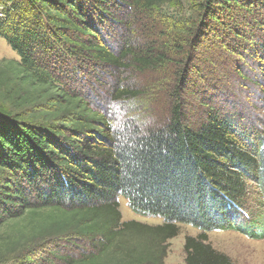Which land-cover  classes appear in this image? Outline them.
<instances>
[{
    "label": "trees",
    "instance_id": "trees-1",
    "mask_svg": "<svg viewBox=\"0 0 264 264\" xmlns=\"http://www.w3.org/2000/svg\"><path fill=\"white\" fill-rule=\"evenodd\" d=\"M171 1L181 0H8L0 38L19 61L0 66V264H163L167 242L183 225L200 231L185 237L186 264H234L208 243V233L262 236L243 209L258 206L254 223L261 224L264 36L248 45L263 79L237 72L259 89L253 113L228 99L200 98L203 111L192 125L183 98L192 83L179 80L166 118L116 124L114 105L142 93L126 77L108 90L103 75L156 69L164 58L132 37L119 48L100 25L113 22L109 8L145 14ZM214 1L250 16L252 5L264 6L200 0L203 13ZM229 30L237 41L252 37ZM120 197L133 212L163 222L122 221Z\"/></svg>",
    "mask_w": 264,
    "mask_h": 264
},
{
    "label": "rangeland",
    "instance_id": "rangeland-1",
    "mask_svg": "<svg viewBox=\"0 0 264 264\" xmlns=\"http://www.w3.org/2000/svg\"><path fill=\"white\" fill-rule=\"evenodd\" d=\"M9 3L8 0H0V18L10 10ZM251 3L257 4V1L252 0ZM201 5L200 0L171 1L145 14H135L119 7L109 8L113 22L106 18L100 25L107 39L114 40L120 48L127 37H132L137 46L154 48L164 58V63L156 69L138 72L132 67L123 75L120 72H115L113 77L103 75L105 82L109 83L108 90L114 80L126 77L125 84L133 85L142 93L135 100L114 105L115 113L120 114L116 124H147L157 122L161 116L166 118L171 105L170 95L179 80L192 83L185 86L183 93L187 118L192 125L199 121L203 111L198 106L200 98L222 105L228 99L235 102L236 108L253 113L259 89L253 83L239 79L237 72H241L245 79H263L260 60L255 59L254 54L251 58L248 51L249 46L257 42V35L264 36L251 30L264 29V6L252 5L250 16L241 6L231 3L224 5L214 1L209 13H203ZM229 29H244L252 37L245 42L237 41ZM11 60L19 61V58L0 38V66ZM255 115L258 117L259 113ZM119 204L122 221L135 220L148 225L163 222L159 217H144L133 212L123 197L119 198ZM259 210L258 206L250 203L243 209V215L255 234L262 235L260 238H251L237 231L214 230L208 233V243L229 256L234 264H264V218L261 224L254 223L259 219ZM199 232L191 226H180L179 234L167 242L163 264H186L185 237H195ZM80 252L78 249L74 254Z\"/></svg>",
    "mask_w": 264,
    "mask_h": 264
},
{
    "label": "built area",
    "instance_id": "built-area-1",
    "mask_svg": "<svg viewBox=\"0 0 264 264\" xmlns=\"http://www.w3.org/2000/svg\"><path fill=\"white\" fill-rule=\"evenodd\" d=\"M0 20H4V17L3 18H0Z\"/></svg>",
    "mask_w": 264,
    "mask_h": 264
}]
</instances>
